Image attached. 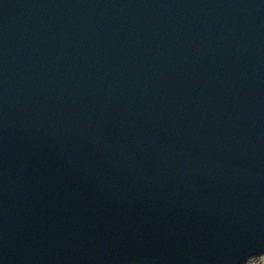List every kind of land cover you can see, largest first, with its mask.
Returning a JSON list of instances; mask_svg holds the SVG:
<instances>
[{
  "label": "water",
  "instance_id": "water-1",
  "mask_svg": "<svg viewBox=\"0 0 264 264\" xmlns=\"http://www.w3.org/2000/svg\"><path fill=\"white\" fill-rule=\"evenodd\" d=\"M264 255V0H0V264Z\"/></svg>",
  "mask_w": 264,
  "mask_h": 264
},
{
  "label": "rangeland",
  "instance_id": "rangeland-1",
  "mask_svg": "<svg viewBox=\"0 0 264 264\" xmlns=\"http://www.w3.org/2000/svg\"><path fill=\"white\" fill-rule=\"evenodd\" d=\"M245 264H264V255L250 258Z\"/></svg>",
  "mask_w": 264,
  "mask_h": 264
}]
</instances>
